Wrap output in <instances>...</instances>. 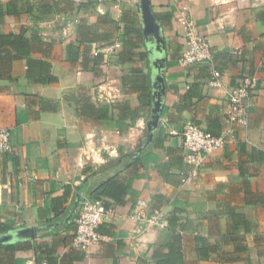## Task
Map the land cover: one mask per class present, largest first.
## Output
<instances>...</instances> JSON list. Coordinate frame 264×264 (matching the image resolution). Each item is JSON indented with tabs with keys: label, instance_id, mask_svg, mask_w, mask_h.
Instances as JSON below:
<instances>
[{
	"label": "crops",
	"instance_id": "crops-1",
	"mask_svg": "<svg viewBox=\"0 0 264 264\" xmlns=\"http://www.w3.org/2000/svg\"><path fill=\"white\" fill-rule=\"evenodd\" d=\"M151 4L166 43V94L160 138L140 153L145 138L131 142L128 132L150 118L153 85L139 0H0V127L11 131L12 144L0 152V234L40 229L33 239L0 245V264H264V0ZM184 5L211 43L207 62H178L186 45L176 16ZM8 34L14 44L2 38ZM214 70L221 87L208 83ZM246 74L258 78L247 123L179 188L189 168L184 125L215 135L232 126L224 109ZM106 79L124 89L120 100H95V85ZM148 151L159 160L133 167ZM101 186L113 193L101 200L121 216L102 223L101 240L85 253L73 247L74 219ZM140 198L167 225L137 246L128 214ZM171 246L176 253L168 257Z\"/></svg>",
	"mask_w": 264,
	"mask_h": 264
},
{
	"label": "built area",
	"instance_id": "built-area-1",
	"mask_svg": "<svg viewBox=\"0 0 264 264\" xmlns=\"http://www.w3.org/2000/svg\"><path fill=\"white\" fill-rule=\"evenodd\" d=\"M83 2L85 0H71ZM98 2H111L119 6L122 0H94ZM178 23L183 27L185 37V49L179 58V64L189 66L197 63H204L212 59L211 43L206 39L197 26L193 17L191 7L184 5L176 16ZM121 43L110 45L107 51L119 48ZM98 49L95 51L97 52ZM210 86H223L222 73L214 70L208 80ZM258 85V78L255 75H244L230 91L224 113L232 124L222 134L215 135L203 129L193 122H187L182 130L184 158L189 168L182 173V180L178 185L192 183L202 166L205 158L214 150L223 149L231 140L237 125L247 123L249 113L254 100V91ZM95 100L98 102H116L121 99L124 89L114 79H106L94 87ZM145 122H138L128 132V139L136 142L139 137L145 134ZM120 133V130H118ZM11 131L7 127H0V152L10 151ZM90 159L89 156L86 157ZM115 204L106 203L104 200H93L91 197H84L74 222L76 226L73 239V247L85 253L89 252L102 238L99 228L102 223L120 217ZM128 217L135 222L134 237L135 245L144 243L143 235L154 229H163L167 225L166 218L160 210H148L147 201L138 199ZM134 242V240H133ZM46 264V263H43Z\"/></svg>",
	"mask_w": 264,
	"mask_h": 264
},
{
	"label": "water",
	"instance_id": "water-1",
	"mask_svg": "<svg viewBox=\"0 0 264 264\" xmlns=\"http://www.w3.org/2000/svg\"><path fill=\"white\" fill-rule=\"evenodd\" d=\"M152 0H139V8L143 23L144 36L147 42L152 71L153 100L150 118L146 123V135L143 145L138 149L142 152L149 148L160 126L164 110L166 94L165 71L167 68L166 43L163 29L152 10ZM35 226L13 228L0 234V245L14 243L19 240L33 239L39 232Z\"/></svg>",
	"mask_w": 264,
	"mask_h": 264
},
{
	"label": "trees",
	"instance_id": "trees-1",
	"mask_svg": "<svg viewBox=\"0 0 264 264\" xmlns=\"http://www.w3.org/2000/svg\"><path fill=\"white\" fill-rule=\"evenodd\" d=\"M2 38H4V40L5 39H8V43H15L16 41H17V37H16V35H14V34H8V35H2ZM142 101V103H141V105L143 104L144 105V101L143 100H141ZM150 104H151V100H150ZM108 108V107H107ZM106 108V110H107V112H108V109ZM128 114V113H127ZM145 135H146V131H145ZM156 137L157 138H160V132H158L157 134H156ZM143 156V155H142ZM142 156H138V157H136L134 160H133V162L131 163L132 165H133V167H135V168H139L140 167V165L141 166H144V165H147V163H149V162H151V161H158L159 160V157L157 156V155H154L153 153H152V151H148L143 157ZM129 158H130V156H125L124 157V160H129ZM115 163H117V161H112L111 162V164H115ZM126 166L128 167L129 165L128 164H126ZM135 176L136 177H143V174H141V173H138V172H136V174H135ZM113 179H114V177H112ZM110 180H112V179H110ZM109 181V180H108ZM107 181V182H108ZM110 182V181H109ZM108 182V183H109ZM110 187H114V186H110ZM130 188H131V182H129L128 183V185H125V186H122V185H120V186H118V188L116 189L117 190V193H122V192H124V191H129L130 190ZM92 199L93 200H101L102 198H101V196H103V195H109V196H111L113 193H111L110 191L108 192V191H106V189L105 188H103L102 186L101 187H98V188H96L95 190H93L92 192ZM106 202V201H105ZM107 203V202H106ZM7 228V227H6ZM176 240V237L173 239V241H175ZM171 249H170V251H169V254H168V257L171 255H173L174 253H176V248H175V246H171L170 247Z\"/></svg>",
	"mask_w": 264,
	"mask_h": 264
},
{
	"label": "rangeland",
	"instance_id": "rangeland-1",
	"mask_svg": "<svg viewBox=\"0 0 264 264\" xmlns=\"http://www.w3.org/2000/svg\"><path fill=\"white\" fill-rule=\"evenodd\" d=\"M148 119H149V117H148ZM148 119H147V120H148ZM146 123H147V122H146ZM146 123H145V125H146ZM142 137H143V138H145V134H144V135H142Z\"/></svg>",
	"mask_w": 264,
	"mask_h": 264
}]
</instances>
